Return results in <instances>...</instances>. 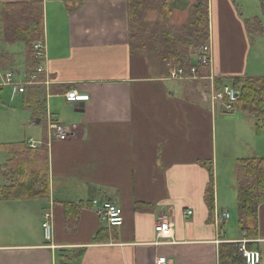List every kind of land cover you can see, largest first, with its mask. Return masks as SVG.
Returning a JSON list of instances; mask_svg holds the SVG:
<instances>
[{"label":"crops","instance_id":"1","mask_svg":"<svg viewBox=\"0 0 264 264\" xmlns=\"http://www.w3.org/2000/svg\"><path fill=\"white\" fill-rule=\"evenodd\" d=\"M12 3L41 4L43 37L33 46H42L43 72L36 81L25 46L15 51L14 43L3 41L2 10ZM206 3L208 73L171 79L152 56L130 52L127 0H0V97L7 96L0 107V147L10 155L0 167L12 157L8 147L29 148V140L34 151L46 148L48 162V196L0 199V264H154L159 258L218 264L220 244L243 238L264 264V203L257 209V237L248 239L239 230L237 209L236 225L230 226L229 216L217 226L205 201L212 182L213 212L230 213L227 207L236 204V169L227 195L219 198L217 123L225 119L211 107L209 77L213 84L262 77L249 70L246 23L255 18H244L234 0ZM68 91L89 100L67 102ZM236 121L255 143L256 120L242 111ZM53 124L70 128L69 138L53 140ZM240 141L245 151L233 158L224 153L226 160L264 157V148ZM93 200L120 207L122 226L108 228ZM46 211L53 215L51 242L41 226ZM163 213L173 224L171 240L156 236Z\"/></svg>","mask_w":264,"mask_h":264},{"label":"trees","instance_id":"2","mask_svg":"<svg viewBox=\"0 0 264 264\" xmlns=\"http://www.w3.org/2000/svg\"><path fill=\"white\" fill-rule=\"evenodd\" d=\"M170 0H127V14L129 26V49L131 53H144L155 57L163 75H168L167 65L183 69L190 74L191 63L187 59L192 48L203 46L208 42V7L206 0H198L194 5L187 22L178 30L173 31L167 27L166 18L171 8ZM160 10L158 13L164 17L163 22L155 24V33L146 34L148 26L145 19L148 12ZM264 17V1L260 5ZM2 23L4 25L3 41L6 43H22L27 49V59L31 61L29 70L38 65L35 52L32 48L35 42L43 37L42 8L39 3H12L4 6L2 10ZM251 33L262 35L263 29L258 19L246 23ZM161 30L162 33H157ZM137 30V32H136ZM146 36H150L147 38ZM159 48L154 50L151 43L161 38ZM148 40V43H146ZM149 44V45H148ZM206 67H200L197 75L203 77ZM230 85L238 93V100L234 110L246 111L256 120L254 126L256 135L264 131V76L230 78L226 81L217 79L214 84L216 91ZM11 159L2 167V176L7 174L12 179L9 187L0 189L1 200H21L48 196V162L47 150L41 147L32 150L25 145L10 146ZM235 183L237 189L238 227L248 239L257 237L258 222L257 209L264 203V157H251L236 161ZM205 201L210 212L209 220L213 214V186L209 183L205 192ZM65 205L67 224L74 222L70 207ZM238 243L224 242L218 249V264H246L238 252ZM247 248L251 244L247 243Z\"/></svg>","mask_w":264,"mask_h":264},{"label":"rangeland","instance_id":"3","mask_svg":"<svg viewBox=\"0 0 264 264\" xmlns=\"http://www.w3.org/2000/svg\"><path fill=\"white\" fill-rule=\"evenodd\" d=\"M198 0H170L169 6L171 8L169 17L166 18L167 27L172 28L173 31L178 30L180 27H182L187 20L189 19V15L194 7V5L197 3ZM235 4L238 8V11L240 14L244 16V18H258L260 20V24L262 29L264 30V17L261 14L260 10V3L262 0H234ZM158 13H160V10H152L148 12L146 16V23L148 24L147 27H145L146 34L151 35L155 33V24L156 23H162L164 20V17L160 16ZM161 14V13H160ZM251 20V19H250ZM161 30L157 32L162 33ZM153 33L151 34V32ZM137 32V30H136ZM149 38L150 36H146ZM162 40L161 38H157V40L153 43H151V48L154 50H157L159 48V42ZM251 43L249 45V70L252 72H257L256 74H259L261 76H264V33L262 35L251 33ZM210 41V32L208 28V42L205 45H209ZM146 43H148V40H146ZM149 45V44H148ZM203 46L192 48L190 50V54L187 55L188 60L195 59L194 56H197L199 49ZM15 51H20L23 48L22 43H14L13 46ZM154 60L157 62L155 57H153ZM158 64V63H157ZM171 67H176L175 65H167V70ZM169 71V70H168ZM205 92L207 91V87L202 88ZM6 92V91H5ZM7 94V93H6ZM8 95V94H7ZM7 99V96L0 97V107H3L2 103H7L6 101L2 99ZM241 110H235L232 114H226L223 113L219 107L216 108V116L217 118H224V122H221V120H218L217 123V172H218V188H219V198L221 199L222 196L225 197L227 195V189L229 184V177H231L234 174L235 169V159L226 160L223 156L224 153H227L230 158H233L234 156H237V154H242L245 151V148L242 145V141H240V138L243 139V141L250 142L252 145H255L256 147L264 148V131L260 135L253 136V139H256L255 143H252L250 139L243 136L241 133V126L236 119L241 114ZM248 114V112L244 111ZM249 115V114H248ZM250 116V115H249ZM251 117V116H250ZM253 123V121H252ZM254 131V130H253ZM3 134L2 127L0 125V137ZM23 130H21V136L23 135ZM5 136V135H4ZM7 136V135H6ZM260 137V138H258ZM24 138L21 137L22 140ZM1 143V141H0ZM0 147V165L4 164L7 159L9 158V154L6 150L1 149ZM2 172H0V189L9 187L12 184V179L9 176V174L6 175V177L2 176ZM3 177V179H1ZM230 177V178H231ZM234 186H236L235 182ZM223 194V195H222ZM233 209L230 207H227L230 210L229 216H231V224L230 226L236 225L237 222V214H236V204L233 201Z\"/></svg>","mask_w":264,"mask_h":264},{"label":"built area","instance_id":"4","mask_svg":"<svg viewBox=\"0 0 264 264\" xmlns=\"http://www.w3.org/2000/svg\"><path fill=\"white\" fill-rule=\"evenodd\" d=\"M35 52V59L40 60L43 57L42 46L40 43H36L33 46ZM211 65V52L210 46L205 45L199 49V52L196 56V61L191 63L190 74L178 67H171L168 71V76L171 79H190L195 78L199 67H210ZM43 72V68L38 64L35 67L30 75L32 81L37 80V76ZM11 74H7L5 77V83L10 84ZM211 81V91H210V102L212 109L219 107L223 113L232 114L234 110V104L238 100L237 91L230 85H224L221 90L216 91L213 84V77H209ZM65 100L67 102L78 103L85 102L89 100L87 94H81L76 91H68L65 94ZM52 132V139L57 141H64L69 138L71 135V129L65 127L61 124H53L50 126ZM29 148L35 149L36 144L29 140ZM92 209L97 213L101 221L108 227H120L123 224V212L120 207L116 206L113 203L109 202H98L97 200L91 201ZM187 215H191V211L186 212ZM213 219L215 225H222L229 219L228 211L219 212L217 209H214ZM53 215L51 211H46L43 213V222L42 229L44 239L47 242H51L53 238ZM172 229L173 224L171 219L166 214H160L156 219V236L159 240H171L172 239ZM250 240L241 239L239 241H234L232 243H238V252L242 255L246 264H259L261 260L260 253L254 249H248L247 243H250ZM54 247V246H51ZM154 264H170L167 260L156 259Z\"/></svg>","mask_w":264,"mask_h":264}]
</instances>
